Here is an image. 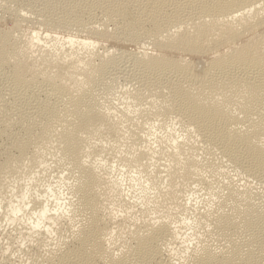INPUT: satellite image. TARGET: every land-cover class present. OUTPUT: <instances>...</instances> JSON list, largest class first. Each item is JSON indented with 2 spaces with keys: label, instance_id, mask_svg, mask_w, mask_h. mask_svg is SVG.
Segmentation results:
<instances>
[{
  "label": "bare ground",
  "instance_id": "1",
  "mask_svg": "<svg viewBox=\"0 0 264 264\" xmlns=\"http://www.w3.org/2000/svg\"><path fill=\"white\" fill-rule=\"evenodd\" d=\"M0 264H264V0H0Z\"/></svg>",
  "mask_w": 264,
  "mask_h": 264
},
{
  "label": "rangeland",
  "instance_id": "2",
  "mask_svg": "<svg viewBox=\"0 0 264 264\" xmlns=\"http://www.w3.org/2000/svg\"><path fill=\"white\" fill-rule=\"evenodd\" d=\"M15 33H16V34L13 33V35H14L15 37H17V38H18L19 35L21 34V32H20V33H19V32H15ZM17 34H18V35H17ZM118 83H119V84H118ZM116 84H117V85H116V87H117L116 90H118V91H117L118 93H117V92L115 93V95H116L115 98H116V99H119V98L121 97V94H119V91L122 92V90H123L124 88H126L127 85H123L124 82H123L122 80L116 82ZM118 86H119V87H118ZM120 86H121V88H120ZM125 86H126V87H125ZM116 90H115V91H116ZM117 94H119L120 96L117 95ZM118 97H119V98H118ZM158 131L160 132V130H157V132H158ZM160 133H161V132H160ZM52 177H53V176H50V177L48 178V180H49V181H55L56 178H54V177L52 178ZM50 178H52V179H50ZM53 179H55V180H53ZM46 184H47V183H46Z\"/></svg>",
  "mask_w": 264,
  "mask_h": 264
}]
</instances>
